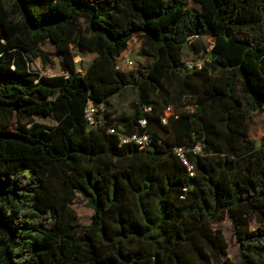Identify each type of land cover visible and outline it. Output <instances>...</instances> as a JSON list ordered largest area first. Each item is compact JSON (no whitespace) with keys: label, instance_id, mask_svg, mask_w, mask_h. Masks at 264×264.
<instances>
[{"label":"trees","instance_id":"trees-1","mask_svg":"<svg viewBox=\"0 0 264 264\" xmlns=\"http://www.w3.org/2000/svg\"><path fill=\"white\" fill-rule=\"evenodd\" d=\"M193 1L0 0V264H264V0ZM135 38L145 61L118 72ZM74 50L96 55L84 73ZM128 88L130 114L101 108Z\"/></svg>","mask_w":264,"mask_h":264},{"label":"rangeland","instance_id":"rangeland-1","mask_svg":"<svg viewBox=\"0 0 264 264\" xmlns=\"http://www.w3.org/2000/svg\"><path fill=\"white\" fill-rule=\"evenodd\" d=\"M169 2H173L174 0H168ZM187 7L193 11V12H200L202 10L201 6L199 4H196L193 0H183ZM140 38L133 39L127 51L124 53L126 54V57L131 58L135 61L136 67L132 71H137L140 64H143L145 59L142 58L140 55V50L142 48ZM205 46L207 47V52H210L213 48V43L210 39H204ZM44 49L50 53L51 56V66L48 67L47 73L50 75H57L62 72L60 68L59 60L60 58L55 56L56 49L51 46L50 44L46 45ZM74 53L76 55L75 57V63L77 64V68L79 72L84 73L88 67L90 66L92 60L96 57L93 53H80L77 50H74ZM185 54L188 59V61L191 64L196 63H203L202 60L197 56L194 51L191 50L190 44H188L185 48ZM207 58H209V55H206ZM34 68L36 70L42 69V63L40 61L37 62V65H34ZM137 100V91L133 88L126 89L122 94L112 98L110 100L109 106L101 107L105 109H110L117 114L124 115V114H130L132 112V106ZM187 108L184 106V104L177 107V110L184 111ZM103 110V109H102ZM38 121L45 123L47 125L53 126L56 125L57 122L55 119L50 116L46 118H37ZM251 137L254 141L258 142V146H262L263 144V138H264V112H259L255 115V117L252 119V134ZM73 210L76 212L78 219L81 223L84 225H88L91 223V218L94 214V211L88 206L87 201L84 200V198L81 195H77L76 199L73 202L72 205ZM214 229H221L223 231V234L225 236V239L229 245L228 248V257L233 261H239L240 255H239V249L234 244L233 241V225L231 221L227 218L224 221L221 222H215L214 223Z\"/></svg>","mask_w":264,"mask_h":264},{"label":"built area","instance_id":"built-area-1","mask_svg":"<svg viewBox=\"0 0 264 264\" xmlns=\"http://www.w3.org/2000/svg\"><path fill=\"white\" fill-rule=\"evenodd\" d=\"M203 63H196L195 64H191L188 61V65L190 67H202ZM136 67V63L134 60H132L129 57H126V54H122L119 58H117L116 60V65L115 68L118 72L121 73H131L134 72L132 71L134 68ZM170 111V109H169ZM99 115V108H97L96 106H94L92 103L88 106L87 110H86V117L89 121L90 125H95L96 123V117ZM167 119L164 118L163 122L166 123ZM145 123H143L144 125ZM134 142L135 144L144 147V146H148L151 143V139L150 136L148 134H145L143 136H139V135H133L132 137L128 138V137H122V143H127V142ZM179 153H182L181 150H178ZM192 169V167H190V170Z\"/></svg>","mask_w":264,"mask_h":264},{"label":"crops","instance_id":"crops-1","mask_svg":"<svg viewBox=\"0 0 264 264\" xmlns=\"http://www.w3.org/2000/svg\"><path fill=\"white\" fill-rule=\"evenodd\" d=\"M116 97V96H115Z\"/></svg>","mask_w":264,"mask_h":264}]
</instances>
